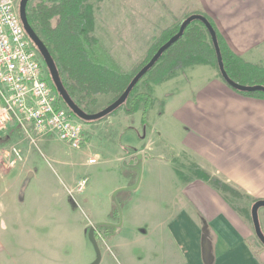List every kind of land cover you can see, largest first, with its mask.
<instances>
[{
  "label": "crops",
  "instance_id": "1",
  "mask_svg": "<svg viewBox=\"0 0 264 264\" xmlns=\"http://www.w3.org/2000/svg\"><path fill=\"white\" fill-rule=\"evenodd\" d=\"M102 1L101 17L108 16L111 20L119 11L118 3L115 0ZM140 1L141 5L147 4L146 0ZM148 1L149 4H174L179 16L183 13L186 17L204 14L233 54L264 67L261 64L264 62V0ZM93 5L94 15L99 17L95 3ZM119 49L117 52L113 48L107 50L118 59L115 54L120 53ZM151 99L145 126H133L128 119L141 113L140 108L134 114L121 110L100 122L84 125L86 140L82 145L88 143L89 136L95 133L94 128L100 125L108 133L104 142L117 150L118 132L126 136L120 142L123 148L132 130L137 131V146L126 153L136 160V166L140 165L137 187L141 168L143 177H150V181H146L142 202L138 193L134 202L132 200L126 207L136 209L147 230L151 229L159 236L161 245L159 249H149L145 264H264V248H254L250 242L255 236L252 225L241 218L220 192L206 183L194 179L182 182L183 176L179 177L173 166L176 158L186 155L192 164L253 202L264 200V99L235 92L212 65L190 66L159 85H152ZM100 101L103 104L105 98L101 97ZM152 112L155 115L150 119ZM139 128L142 131L139 132ZM116 157L117 162L123 161V149L118 150ZM88 158H95L96 162L89 164L87 159L84 167L98 163L96 154H89ZM76 168L73 162L68 166L61 163L66 178L71 175L75 179ZM30 172L35 175L32 170ZM188 177H192L191 172ZM151 178L152 182L155 178L158 184L153 185ZM127 183L119 179L114 184L112 202L120 187H127ZM110 211L111 203L105 205L103 214L101 207L98 209L89 203L87 214L82 212L86 221L80 226L81 242L88 263L92 257L86 249V241H89L84 230L87 232L97 223H116L117 219L110 217ZM127 212L130 221L133 213ZM262 220L264 222V213ZM53 228L54 215L45 207L0 205V264H23L25 261L56 264L51 250ZM30 240L41 245L43 252L34 248L32 257L27 259L23 247H27ZM13 241L20 244V258L9 253L8 246L13 245ZM10 252L14 249L11 248Z\"/></svg>",
  "mask_w": 264,
  "mask_h": 264
},
{
  "label": "rangeland",
  "instance_id": "2",
  "mask_svg": "<svg viewBox=\"0 0 264 264\" xmlns=\"http://www.w3.org/2000/svg\"><path fill=\"white\" fill-rule=\"evenodd\" d=\"M115 1L118 3L119 11L111 20L108 16L103 15L101 17V14H103L101 8L102 0L91 1L92 4L95 3V9L98 10L100 16L94 15L93 5L94 24L90 36L94 37L97 35L98 41L104 48L106 47V50L113 48V51H116L121 47L119 54L116 53L117 51L115 52V55L119 56L118 59L110 54L120 68L124 69L123 71L132 73L148 56L150 46L160 37L162 31L168 28L173 29L175 25L186 17V14L184 15L183 13L179 16L180 14L176 11L174 4H149L148 0H146V5H141L140 0ZM125 2L128 7L127 11H125ZM183 16L185 17L181 20L180 18ZM100 38L103 39L100 40ZM206 41H209L208 36H206ZM145 49H147L146 52ZM261 64L264 65V62ZM179 72L177 71L176 73ZM137 91L145 92L146 90L139 84ZM107 97L102 104V101H100L101 97L98 96L97 102L92 106V111H100L104 108V105H107L112 98L110 96ZM64 106L66 105L64 104ZM121 110L123 109L117 112ZM154 115L155 112H152L150 119L154 118ZM128 119L131 125H140L141 113L130 116ZM105 130L103 125L94 128L95 133L89 136L88 143L78 149L72 148L57 138L49 137L41 139L38 143V148H34L27 142L22 141V139L16 138L12 132H7V129L0 132V205L21 206L23 208L45 207L54 215V237L51 240V250L55 254L56 264H90L87 262L86 252L84 253V246L81 242L82 232L80 226L86 221L82 212L87 214L86 208L89 203L98 209L101 207L102 214L107 203H111L112 209L114 204L111 201V194L115 190L113 189L114 184L119 179L128 181L127 187H120L123 190L116 195V201L120 207L121 227L117 234L105 241L106 244L103 242L99 243L101 253L99 264H145L148 260L149 249H159L161 246L159 244V236L153 234L151 229L147 230L145 223L141 220V215L137 213L136 209L126 207L132 200V203L134 202V198L138 193L141 195L142 202L146 192V181H150V177H143L141 168L137 189L126 190L132 187L138 178L136 160L126 153V151L130 153V150L137 146V131L132 130L128 143L123 148L120 142L121 140L123 142L126 136H121L120 132L116 135L115 145L118 150L122 151L123 149L124 151V159L119 163L116 161L118 150L113 148L111 144L104 142V136H108ZM138 131L140 132L142 129L139 128ZM12 145L19 147L22 153L21 161H10L8 151ZM89 154L92 156L96 154L98 163L84 167L83 164L89 159ZM102 161L104 162L102 163ZM49 162L50 165L48 164ZM72 162L77 166L75 179L71 175H67L66 178L63 171H61V163L68 166ZM173 164L175 170L179 172L178 174L183 176L181 177L182 182L192 178L188 177L190 176L189 171H192V162L188 156L181 155L173 161ZM31 170L35 175L33 173L30 174ZM192 175L193 173H191ZM81 179H86L87 183L82 191H77L76 184ZM153 179L155 182H152L151 178V183L157 185V180ZM141 182L143 183L141 184ZM226 197L239 211L241 218L252 225L250 208L253 200L244 195L235 196L229 192L226 193ZM128 210L133 213L130 221L127 218ZM263 213L264 208H260L258 217L264 233ZM87 232L84 230L85 237H87ZM250 242L254 244V248L262 247L255 236ZM35 243V240H30L26 244L27 247H23L25 258L32 257V249L34 248L35 250L39 248L40 251L42 250L41 245L38 246ZM86 243V249L89 257H92V263L96 259L94 249L90 242L86 241ZM19 246L20 244L13 241V245L9 244L8 246L9 253L12 255L16 254L17 258H20L21 249ZM11 248L14 249V252H10ZM60 258H65L66 261ZM23 264H39V262L25 261Z\"/></svg>",
  "mask_w": 264,
  "mask_h": 264
},
{
  "label": "trees",
  "instance_id": "3",
  "mask_svg": "<svg viewBox=\"0 0 264 264\" xmlns=\"http://www.w3.org/2000/svg\"><path fill=\"white\" fill-rule=\"evenodd\" d=\"M91 1L93 0H29L26 6L27 21L53 58L64 89L73 102L86 113L97 112V110L92 111V106L97 102L98 96L104 97L105 100L107 96L112 97L107 105L117 99L133 76L150 60L157 49L177 33L182 22L175 25L173 29L163 30L160 37L150 46L149 54L142 64L132 73H127L120 68L110 52L97 39L90 36L94 24ZM198 15L203 16L215 31L223 66L228 77L241 85L264 86V67L248 63L233 54L212 21L204 14ZM206 36H208V42ZM192 65H212L218 71L212 41L200 22H192L187 26L182 37L162 54L156 65L133 87L125 103L108 116L114 115L120 109L127 114H134L140 108L141 125L145 126L147 113L152 103L151 85H159L174 76L177 71ZM218 75L222 79L219 71ZM139 84L145 88V92L137 91ZM234 91L244 96L264 99L262 92ZM105 118L84 123H97ZM191 168L192 178L184 180L185 183L192 179L206 183L220 192L239 213L226 197L228 192L241 196L237 190L211 177L194 164ZM136 185L137 180L132 187L126 190H135ZM121 190L123 189L118 190L117 193ZM116 195L109 214L111 218L117 219L116 223L102 222L94 225L93 235L98 244L100 243L99 238L106 241L117 234L121 227L120 207L116 201Z\"/></svg>",
  "mask_w": 264,
  "mask_h": 264
},
{
  "label": "built area",
  "instance_id": "4",
  "mask_svg": "<svg viewBox=\"0 0 264 264\" xmlns=\"http://www.w3.org/2000/svg\"><path fill=\"white\" fill-rule=\"evenodd\" d=\"M19 2L0 0V132L13 130L16 138L34 148L50 137L78 149L85 141L84 125L56 94L47 67L23 28ZM8 154L11 162L22 160L16 145ZM86 183L79 180L77 191Z\"/></svg>",
  "mask_w": 264,
  "mask_h": 264
},
{
  "label": "water",
  "instance_id": "5",
  "mask_svg": "<svg viewBox=\"0 0 264 264\" xmlns=\"http://www.w3.org/2000/svg\"><path fill=\"white\" fill-rule=\"evenodd\" d=\"M29 0H20L19 3V16L21 23L23 25V28L25 32L27 33L28 37L30 40L33 42L35 47L37 48L38 52L43 58V61L49 71L52 83L55 87V90L61 100L64 102V104L67 106V108L70 110L72 114H74L78 119L84 122H91V121H96L99 119H102L104 117H107L110 115L113 111L117 110L122 104L125 103L126 99L128 98L131 90L133 87L142 79V77L148 73L150 69H152L157 61L160 59L162 54L170 47L172 46L175 42H177L183 35L184 30L187 28L188 25H190L192 22H200L203 24L205 29L207 30L210 40L212 41L215 54H216V60H217V67L218 71L223 79V81L232 89L238 91V92H243V93H250V92H262L264 93V86L261 85H241L237 82L232 81L227 73L225 72L222 58H221V53L220 49L218 46L217 38L215 31L213 30L212 26L209 24V22L201 15L198 14H192L186 17L185 19L182 20V22L179 25L178 31L176 34H174L172 37L166 41L163 45H161L157 51L153 54V56L150 58V60L142 67L140 70L133 76L131 79L130 83L126 87V89L123 91V93L115 99L113 102L102 108L100 111L94 112V113H86L83 110H81L74 102L73 100L69 97L68 93L64 89L59 75L57 68L55 66V63L53 61V58L51 57L47 47L45 44L41 41V39L38 37V35L35 33V31L31 28L27 21L26 17V6ZM138 159L141 158L140 155L137 156ZM137 168H140V165L137 166ZM138 182V179H137ZM137 186V185H136ZM260 208H264V200H257L252 203L251 208H250V217H251V223L252 227L254 230V234L257 238V240L260 242V244L264 248V233L262 232L260 222H259V217H258V211ZM94 228H90L87 233V238L90 244L92 245L96 259L90 263V264H98L101 259V253L99 246L97 244V241L94 238Z\"/></svg>",
  "mask_w": 264,
  "mask_h": 264
}]
</instances>
